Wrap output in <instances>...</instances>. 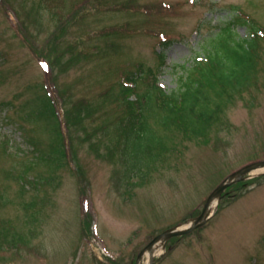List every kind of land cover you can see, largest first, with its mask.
Returning <instances> with one entry per match:
<instances>
[{"label": "rangeland", "instance_id": "1", "mask_svg": "<svg viewBox=\"0 0 264 264\" xmlns=\"http://www.w3.org/2000/svg\"><path fill=\"white\" fill-rule=\"evenodd\" d=\"M237 17L240 38L251 24L264 28V0H0V264H150L149 241L193 220L232 172L264 159V58L253 86L215 121L167 128L163 162L134 186L115 145L136 98L118 102L120 84L143 70L138 92L156 78L173 93L176 66H191ZM44 93L65 159L40 114ZM222 195L155 264H264V167Z\"/></svg>", "mask_w": 264, "mask_h": 264}, {"label": "trees", "instance_id": "2", "mask_svg": "<svg viewBox=\"0 0 264 264\" xmlns=\"http://www.w3.org/2000/svg\"><path fill=\"white\" fill-rule=\"evenodd\" d=\"M234 25L235 22H230L219 27L207 41L204 54L191 66L178 65L183 74L173 93L161 88L156 78H151L148 86L138 92L137 85L140 77L143 78L138 74L143 70L129 75L127 81L120 84L118 102L126 103L131 100L128 99L131 94L136 95L122 110L120 124L126 126V131L120 132L123 135L118 145L115 143L126 164L125 176L131 186L136 184L131 182L133 176L144 180L154 171L157 161L163 162L166 147H169L167 128L178 125L186 132L215 121L234 95L253 86L259 63L264 58V28L251 24V36L240 38L233 30ZM42 96L40 114L56 128L54 153L65 159V137L59 127L57 108L49 93Z\"/></svg>", "mask_w": 264, "mask_h": 264}, {"label": "water", "instance_id": "3", "mask_svg": "<svg viewBox=\"0 0 264 264\" xmlns=\"http://www.w3.org/2000/svg\"><path fill=\"white\" fill-rule=\"evenodd\" d=\"M264 167V160L263 161H257L253 162L252 164L245 165L241 167V169L236 170L233 172L228 178H226L223 182L220 183V186H218L215 190H213L209 198L207 199L205 203L204 210L200 213L198 217L190 221L186 226L180 227V228H168V230L159 233L156 237H154L149 244H147V247L144 250H148L153 247L155 243L158 242V240L162 239L164 242H168L169 238L172 236H179L182 234L190 233V231L194 230L198 226H200L202 223L207 221L208 218H210V203L215 199L221 198V193L231 185V183L242 180V178L250 173L252 170H257ZM143 250V251H144ZM142 251V252H143ZM141 255L142 256V253ZM155 257L154 255H150V264H154Z\"/></svg>", "mask_w": 264, "mask_h": 264}, {"label": "bare ground", "instance_id": "4", "mask_svg": "<svg viewBox=\"0 0 264 264\" xmlns=\"http://www.w3.org/2000/svg\"><path fill=\"white\" fill-rule=\"evenodd\" d=\"M219 200L215 199L210 203V211L214 212L218 208ZM165 248V242L160 239L156 244L153 245L152 248L148 249L147 253H150L152 255H158L159 253H162Z\"/></svg>", "mask_w": 264, "mask_h": 264}, {"label": "snow or ice", "instance_id": "5", "mask_svg": "<svg viewBox=\"0 0 264 264\" xmlns=\"http://www.w3.org/2000/svg\"><path fill=\"white\" fill-rule=\"evenodd\" d=\"M42 63H44V67H45V68H47V67H48V65H47V63H46V62H42Z\"/></svg>", "mask_w": 264, "mask_h": 264}]
</instances>
